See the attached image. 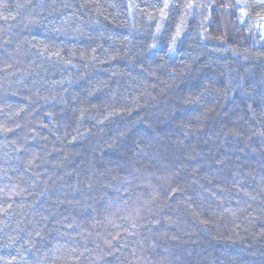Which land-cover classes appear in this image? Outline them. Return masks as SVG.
Masks as SVG:
<instances>
[{"label": "trees", "instance_id": "obj_1", "mask_svg": "<svg viewBox=\"0 0 264 264\" xmlns=\"http://www.w3.org/2000/svg\"><path fill=\"white\" fill-rule=\"evenodd\" d=\"M0 264H264V0H0Z\"/></svg>", "mask_w": 264, "mask_h": 264}]
</instances>
